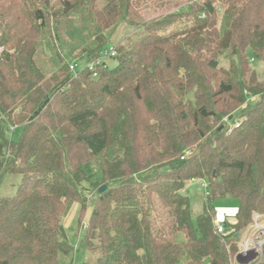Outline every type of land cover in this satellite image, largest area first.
<instances>
[{
    "label": "trees",
    "instance_id": "trees-1",
    "mask_svg": "<svg viewBox=\"0 0 264 264\" xmlns=\"http://www.w3.org/2000/svg\"><path fill=\"white\" fill-rule=\"evenodd\" d=\"M99 1L0 0V180L21 177L0 196V264L77 251L96 256L84 264H237L264 215V77L251 84L248 61L264 62V0H188L147 20L142 0H104L107 13ZM111 47L96 78L70 71V57L96 62ZM195 181L209 185L196 220ZM228 198L239 208L223 237L213 204ZM75 203L74 250L63 219Z\"/></svg>",
    "mask_w": 264,
    "mask_h": 264
},
{
    "label": "rangeland",
    "instance_id": "rangeland-1",
    "mask_svg": "<svg viewBox=\"0 0 264 264\" xmlns=\"http://www.w3.org/2000/svg\"><path fill=\"white\" fill-rule=\"evenodd\" d=\"M142 1L143 2L140 5L142 9L141 14L143 18L146 20L158 17L162 14H167L173 11H178L181 8L186 7L188 4V0H142ZM104 8H105V2L104 0H100L98 4V9L100 11H103L104 13H107ZM128 33H130L129 30L123 26L122 28L118 29V31L115 33V36L113 37L112 42L114 44L115 43L117 44V42L120 41L122 37L127 36ZM2 50L3 49H1L0 51ZM44 52H45L44 54L48 58L51 57L52 54L48 49L44 50ZM231 60L232 59H230L228 56L221 58L219 67L226 71H229L231 69ZM248 61H249V66L251 68V72L249 74L250 83L257 84L261 82L264 77V62L256 59L253 56L252 52H248ZM69 62H77L80 68H84L88 65V61L86 60V58L82 59L79 56L70 57ZM109 65L111 67H114L116 65V62L114 60H111L109 61ZM46 71H47L48 77H50L52 73V69L47 68ZM250 100H251L250 102H254L257 100V98L254 99V101H252L253 100L252 98ZM243 107L245 109L249 107V105H244ZM18 126L20 125H16V127ZM9 136L14 138L15 140L18 139L17 135L12 136V134L10 133ZM20 182H21V177L18 175H5L3 179L0 180V196L1 197L14 196L16 194L17 187L20 184ZM202 184H203L202 181H195V182H192L191 184L187 183L186 189H185V193L190 198L192 215L195 220L199 215L203 213L205 196H207ZM84 186L87 189L89 188V184L87 183H85ZM87 194L89 195V199H92L95 197V195L91 192L90 189H89V192H87ZM213 205L216 211L217 219H218V216H221L224 213L236 212L235 210H238L239 208L238 200L231 199V198L218 200ZM79 211H80V205L75 203L70 208L68 215H66L63 219V223L67 231L69 241L72 247L74 248V250L77 244L80 242V240L84 236L83 230L79 231L80 234L77 231V227H78L77 219H78ZM89 217H90V211L86 213L84 222L82 224L83 225L82 228L87 225ZM179 240H182V241L184 240L182 235H179ZM95 259H96L95 255L88 254L87 252L77 251L75 254L68 257L66 261L65 259L61 260L60 264H84L87 261H93Z\"/></svg>",
    "mask_w": 264,
    "mask_h": 264
},
{
    "label": "built area",
    "instance_id": "built-area-1",
    "mask_svg": "<svg viewBox=\"0 0 264 264\" xmlns=\"http://www.w3.org/2000/svg\"><path fill=\"white\" fill-rule=\"evenodd\" d=\"M116 54L117 52L115 48L111 47L103 53L102 57L98 61L88 62L86 67L89 69V71H94L93 77L96 78V67L103 62L108 61L110 58L115 57ZM69 69L74 75H77L83 68H80L77 62H69ZM189 155L190 153H188L185 157ZM185 157H182V160H185ZM202 186L206 192V195H208V183L203 182ZM215 231L218 235L223 237L235 235L234 228H228L224 226L223 223H217ZM238 258H240L242 261H248L247 264H264V215L255 214L253 217V223L239 238V253L237 255V259ZM236 263L239 264L237 260Z\"/></svg>",
    "mask_w": 264,
    "mask_h": 264
},
{
    "label": "crops",
    "instance_id": "crops-1",
    "mask_svg": "<svg viewBox=\"0 0 264 264\" xmlns=\"http://www.w3.org/2000/svg\"><path fill=\"white\" fill-rule=\"evenodd\" d=\"M192 182H189L191 184ZM236 212L233 213H224L221 216H218V219L216 218V223H223L224 221H227L230 225H234L236 223V215L238 213V210H235Z\"/></svg>",
    "mask_w": 264,
    "mask_h": 264
},
{
    "label": "water",
    "instance_id": "water-1",
    "mask_svg": "<svg viewBox=\"0 0 264 264\" xmlns=\"http://www.w3.org/2000/svg\"><path fill=\"white\" fill-rule=\"evenodd\" d=\"M105 189H106V187H103L100 191L102 192V191L105 190ZM237 262H238L239 264H247L248 261H242L240 258H238V259H237Z\"/></svg>",
    "mask_w": 264,
    "mask_h": 264
}]
</instances>
